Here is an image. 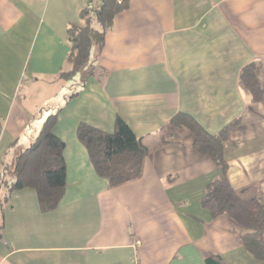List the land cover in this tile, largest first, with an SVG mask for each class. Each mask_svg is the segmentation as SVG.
I'll return each instance as SVG.
<instances>
[{
    "label": "crops",
    "instance_id": "0c3cea01",
    "mask_svg": "<svg viewBox=\"0 0 264 264\" xmlns=\"http://www.w3.org/2000/svg\"><path fill=\"white\" fill-rule=\"evenodd\" d=\"M87 3L0 0V174L57 112L67 174L52 212L34 188L11 195L0 214V264H207L217 256L264 264L242 246L245 228L202 203L221 169L198 153L189 129L170 123L190 114L210 134L237 123L224 149L227 178L264 199V101L240 79L255 65L264 92V0H130L93 77L62 99L67 31L84 24ZM118 117L151 154L140 179L112 188L78 129L112 133Z\"/></svg>",
    "mask_w": 264,
    "mask_h": 264
},
{
    "label": "trees",
    "instance_id": "16d2710c",
    "mask_svg": "<svg viewBox=\"0 0 264 264\" xmlns=\"http://www.w3.org/2000/svg\"><path fill=\"white\" fill-rule=\"evenodd\" d=\"M129 6L130 0H88L86 7L80 11L84 24H72L68 28V43L71 47L68 69L60 74L59 79L71 81L82 72L84 81L93 77L96 56L104 48L106 33L113 28L116 16L125 12ZM240 79L255 102L264 101L255 65L243 68ZM77 95L78 93L75 96ZM58 115L59 112L48 116L35 142L16 159L14 171L11 165H5L0 174V214H3L4 208L11 202L14 192L29 187L37 191L40 207L44 212L55 210L63 199L67 174L65 142L55 133ZM170 123L176 129H189L194 136L198 153L209 157L221 169L220 178L206 190L202 201L204 206L214 217L228 214L236 224L245 228L246 233L241 238L242 246L263 262L264 199L257 196L247 198L244 192L234 190L227 178L229 167L224 149L229 131L237 123L223 128L218 134L208 133L190 114L178 113ZM115 126L112 133L86 123L80 124L78 129V138L88 150L96 173L105 178L112 188L140 179L144 173L145 160L151 154L143 139L136 136L131 126L122 118L118 117ZM1 228L0 223V231ZM206 260L207 264H227L219 256Z\"/></svg>",
    "mask_w": 264,
    "mask_h": 264
},
{
    "label": "rangeland",
    "instance_id": "374dc122",
    "mask_svg": "<svg viewBox=\"0 0 264 264\" xmlns=\"http://www.w3.org/2000/svg\"><path fill=\"white\" fill-rule=\"evenodd\" d=\"M87 70H88V68H87ZM90 70L92 71V68L90 67ZM83 73V72H82ZM79 74V75H77L74 79H71V81H68V82H70V83H67V85H66V87H65V89L63 90V95L61 96L62 97V99L64 98V97H69V96H71V95H73V94H75L77 91H79L81 88H82V86L84 85V80H83V74ZM57 108L58 107H55L53 110H51V111H49V113L50 112H53V111H55V110H57ZM49 113L48 114H46V117L49 115ZM14 152L15 151H13L12 153L13 154H11L10 155V161L12 162V160H14L13 159V157L12 156H14ZM12 157V158H11ZM14 162V161H13ZM14 166V165H13ZM12 166V170H13V167ZM14 171V170H13ZM13 171H11L12 173H13Z\"/></svg>",
    "mask_w": 264,
    "mask_h": 264
}]
</instances>
